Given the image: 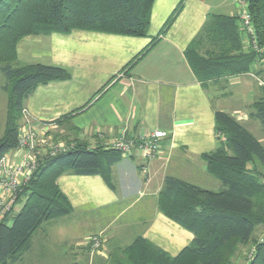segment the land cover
<instances>
[{
    "label": "crops",
    "instance_id": "crops-1",
    "mask_svg": "<svg viewBox=\"0 0 264 264\" xmlns=\"http://www.w3.org/2000/svg\"><path fill=\"white\" fill-rule=\"evenodd\" d=\"M182 1V11L160 35ZM245 10L240 0H155L147 37L75 30L27 36L18 43V64L61 67L71 76L40 84L23 102L44 139L94 149L107 147L124 132L167 133L154 159L135 153L112 165L114 188L101 176L61 174L57 185L73 210L45 222L19 264H123L124 251L138 238L172 257L191 245L194 235L159 209L165 179L214 192L223 189L202 159L222 139L215 112L229 113L250 132L257 126L252 123L258 120L253 105L264 92V60L256 61L248 73L202 83L185 51L210 18L238 16ZM8 108L7 97L2 137ZM9 156L16 161L15 154ZM98 234L105 242L92 252L86 244Z\"/></svg>",
    "mask_w": 264,
    "mask_h": 264
},
{
    "label": "trees",
    "instance_id": "trees-1",
    "mask_svg": "<svg viewBox=\"0 0 264 264\" xmlns=\"http://www.w3.org/2000/svg\"><path fill=\"white\" fill-rule=\"evenodd\" d=\"M247 5L254 29L243 39L239 16L215 15L186 49L198 80L206 83L250 72L264 60V0H241ZM155 0H0V71L5 77L9 108L6 131L0 139V159L17 148L23 102L40 84L70 79L68 70L48 65H20L17 45L27 36L70 34L81 30L129 37H147ZM182 1L165 23L170 28L183 9ZM214 33L216 50L200 53L204 35ZM157 39L137 55L141 59ZM259 52L254 49V43ZM264 128V92L253 105ZM219 147L202 155L208 172L221 181L214 192L167 177L159 196V209L194 235L190 246L172 257L138 238L125 252L123 264H240L234 258L241 247L256 243L248 264H264V240L256 231L264 227V145L235 117L215 112ZM122 154L106 147L89 149L78 143L65 152L46 155L20 193L21 210L0 223V264H19L31 249L34 234L52 219L71 214L73 208L57 185L66 171L78 176H101L114 188L111 167Z\"/></svg>",
    "mask_w": 264,
    "mask_h": 264
},
{
    "label": "built area",
    "instance_id": "built-area-1",
    "mask_svg": "<svg viewBox=\"0 0 264 264\" xmlns=\"http://www.w3.org/2000/svg\"><path fill=\"white\" fill-rule=\"evenodd\" d=\"M242 3L246 6L244 2ZM240 20L242 32L247 36H253L254 29L248 11L241 13ZM253 45L255 50L262 52L257 48L255 41ZM262 85L264 86V83ZM166 136L167 133L163 131H153L140 136H132L124 132L106 148L119 152L122 157H130L139 153L146 160H151L159 154L161 141ZM71 147L65 143L41 137L28 111L23 109L17 148L0 159V223L14 211L18 197L37 170L41 156H53ZM10 154L16 155V161L10 160ZM104 242V235L98 234L90 237L86 245L90 251L94 252L100 250Z\"/></svg>",
    "mask_w": 264,
    "mask_h": 264
},
{
    "label": "rangeland",
    "instance_id": "rangeland-1",
    "mask_svg": "<svg viewBox=\"0 0 264 264\" xmlns=\"http://www.w3.org/2000/svg\"><path fill=\"white\" fill-rule=\"evenodd\" d=\"M241 2H244V1H241ZM245 11H247V5H246V10ZM238 16L240 18L241 17V13ZM214 37H215L214 33H211L210 35L209 34L204 35V38L202 40L203 41L202 45L199 47L200 48L199 51H200L201 54H205V52L207 50H216V47L213 45V38ZM243 38L245 39L244 40L245 43L249 42L248 41V37L245 34H243ZM4 84H5V77L2 74V72L0 71V121H1V123H0V138L3 135V131H4V127H5L4 123L2 124V120H3V115H4V105H5L7 97H8V93L3 89ZM252 123H257V126L253 127V129H251L252 130L251 131L252 134L256 138H258L260 140V142L264 145V128H263L262 124L260 123L259 120H254V122H252ZM44 157H45L44 155L41 156L40 161ZM260 172H262L264 174L263 170H260ZM211 179H215V178L212 177ZM207 182H209V181H207ZM202 184H204V183H202ZM202 186H204V185H202ZM21 208H22V205H17L13 215L15 216L16 214H18V212L21 210ZM255 236H256V239H257V243L258 242H262L264 240V227L258 228L257 231H256ZM255 245H256V243H254V244L252 243V245L249 246L248 248L247 247L239 248V252L236 255L234 261H236V262H238L240 264H248L249 261L251 260V258L254 255Z\"/></svg>",
    "mask_w": 264,
    "mask_h": 264
}]
</instances>
